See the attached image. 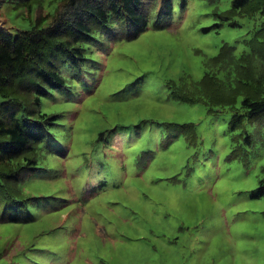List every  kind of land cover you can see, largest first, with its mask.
Wrapping results in <instances>:
<instances>
[{"label":"rangeland","instance_id":"rangeland-1","mask_svg":"<svg viewBox=\"0 0 264 264\" xmlns=\"http://www.w3.org/2000/svg\"><path fill=\"white\" fill-rule=\"evenodd\" d=\"M39 1L0 0V31L59 3ZM233 1L173 0L135 38L120 18L95 33L69 87L42 99L60 115L21 184L29 219H0V264H264V118L230 127L264 14L223 18ZM217 56L236 73L229 89Z\"/></svg>","mask_w":264,"mask_h":264},{"label":"trees","instance_id":"trees-1","mask_svg":"<svg viewBox=\"0 0 264 264\" xmlns=\"http://www.w3.org/2000/svg\"><path fill=\"white\" fill-rule=\"evenodd\" d=\"M57 1L55 11L37 15L30 28L15 33L0 31V219L4 222L29 219L22 213H31L28 206H33L29 204L33 203L30 199L34 195L23 193L21 184L41 169L35 151L45 139L51 140V128L60 115L41 111L42 99L69 87L64 74L68 73V67L76 74L83 69L87 60L85 51L95 33L108 28L112 19L120 18L127 26L126 37L132 39L147 28L151 17L167 19L173 12V0H159L157 13L150 0ZM16 2L31 12L32 4L40 1ZM185 5L186 0H181V7ZM242 9L249 10L248 16L264 14V0H234L223 18L230 20ZM260 25L251 32L248 49L242 53L249 65L247 86L234 96L232 129L242 127L245 121L264 118V22ZM114 33L110 28L109 37ZM216 58L213 69L219 79H226L224 86L229 89L228 80L236 79L231 60ZM239 97H242L240 105ZM27 171L30 174L25 175ZM261 195H264V175L255 193Z\"/></svg>","mask_w":264,"mask_h":264}]
</instances>
